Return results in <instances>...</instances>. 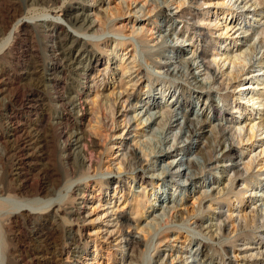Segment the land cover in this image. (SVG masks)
<instances>
[{"label":"rangeland","instance_id":"374dc122","mask_svg":"<svg viewBox=\"0 0 264 264\" xmlns=\"http://www.w3.org/2000/svg\"><path fill=\"white\" fill-rule=\"evenodd\" d=\"M16 1L23 5L16 21L23 19L28 26L20 30L10 54L0 59V126L5 128L0 140V187L29 191L32 184L39 186L40 198L59 201L62 209H37L29 218L11 221L0 211V264L4 244L13 264H264V129L253 136L250 132L254 123L264 121V0H247L250 6L243 8L234 7L236 0H187L184 4V0H58L56 5L44 0ZM3 2L7 0H0V12ZM99 4L102 12L97 11ZM158 7L171 17L158 14ZM67 8L71 17H77L74 22L64 13ZM222 8L235 11L234 22H224ZM182 10L186 11L183 19L176 16ZM207 16L215 20L211 22L215 26L199 21ZM112 17L116 30L109 21ZM225 24L234 27H227L226 34ZM55 25L57 32L63 27L76 41L69 67H60L54 74L56 62L51 61L47 40L38 31H50ZM100 26L104 35L99 34ZM85 27L89 28L83 32ZM115 31L125 35L119 37ZM219 37L225 41L215 46L222 50L239 46L235 52H242L245 70L225 74L231 70L222 64L224 75L217 72L214 83L196 57L205 53L211 60L212 53L221 54L210 46ZM105 39L109 41L100 44L101 52L91 46ZM234 39L239 40L234 43ZM119 41L125 43L119 46ZM86 48L94 49V54L85 53ZM133 49L140 68L129 64ZM105 51L108 56L102 54ZM220 54L215 59L218 63L223 59ZM121 59L125 65L120 68L116 65ZM154 62H167L168 67ZM229 77L234 84L227 87ZM53 78L60 81L56 88L51 87ZM37 80L42 81L40 85ZM122 81L130 84L124 88L134 97L115 118L129 119V123L114 128L104 139L93 116L99 107L96 95L104 93L113 100L112 87ZM245 82L251 89L238 94ZM36 85L46 92L27 104L29 88ZM60 95L72 98L74 105L64 109L54 99ZM245 96H253L258 104ZM80 99L85 104L87 100L85 115ZM153 102L158 106L150 108L152 114L164 113L162 120L157 119L160 124L146 120L147 105ZM237 104L245 108L237 111ZM184 114L203 121L202 134L188 146L185 128L161 124L172 115L182 118ZM63 118L76 125L68 130L59 126ZM237 122L244 129L241 141L230 137ZM223 126L226 131L220 132ZM65 130L75 137L86 131L99 142L100 149L93 153L98 169L91 171L94 178L89 183L82 180L84 172L72 175V159L61 151L65 143L59 134ZM72 143L70 152L79 154L83 144ZM132 147L145 169L126 167L117 174L121 155ZM161 151L163 155L155 160ZM187 160L194 161L188 169L192 180L178 173L185 171ZM170 163L173 168L163 171ZM69 182H74L75 197L67 203ZM7 195L2 198L7 200ZM31 195H26V204L34 199ZM80 232L84 234L79 236ZM120 235L125 238L122 245ZM134 237L140 243L127 246L126 240Z\"/></svg>","mask_w":264,"mask_h":264},{"label":"bare ground","instance_id":"6f19581e","mask_svg":"<svg viewBox=\"0 0 264 264\" xmlns=\"http://www.w3.org/2000/svg\"><path fill=\"white\" fill-rule=\"evenodd\" d=\"M44 1H45V3L46 2L47 3H53V4L56 5V3H57L58 0H44ZM186 1L187 0H184L182 3L184 4ZM202 1H204V0H202ZM242 1H243V3L241 5H239ZM242 1L241 0H236L235 1L236 3L234 2L235 3V6L234 7H236V8H243L245 5L250 6L249 4H247V2H248L247 0H242ZM204 3H207V2L204 1ZM2 9L3 10H1V12H0V13H2V16H1V19L2 20L0 21V52L5 51V49H7L8 51H6L3 55H1V57H0L1 60L2 59H5L6 56L9 55L10 52L12 51V47L14 46V44L17 41L16 39L18 37H20L19 36L20 30L22 28H26L28 26V23L27 22L24 23L23 19H20V20H17L16 21L17 18H20L19 15H21V12L23 10V5L17 3L16 0H7V2L4 3ZM157 9H158V14L164 13L166 15V17L167 16L171 17L170 16V13L167 12V10L164 7L163 8L162 7H158ZM103 10H101V5L99 4L97 6V11L98 12H100V11L102 12ZM69 11H70V9L67 8L66 10H64V13L67 14L68 16L70 15V17H69L70 22H74L75 20H77V17H73V16L71 17V14H70ZM141 11H143V10L141 9ZM253 11L254 12H258L257 10H253ZM234 12H235L234 10L222 8V11L220 12V14H222L223 16L225 15L224 16V22L226 20H228L227 23H230L231 21L234 22L235 19H236L235 18V14L236 13L234 14ZM185 14H186V11H183L182 10L180 13H177L176 16H178L179 18L183 19V18H185ZM115 19L116 18H113V17L110 18V20L108 19L109 21L113 22V25H112L113 28L115 26V24H114V20ZM199 21L200 22H203V21L208 22V23H206L207 24V27H212V26H215L216 25L215 23L214 24L211 23V22H214L215 20L212 21L211 19H209L208 16L205 17V18H203V19H201V20H199ZM101 24H103V23H101ZM200 26H202V28H203V25L200 24ZM100 27L101 28L98 29V31H100L99 34L100 35H104L105 33H103V31H104L103 30V27L102 26H100ZM227 27H228L227 24H225V32H224V34H226L227 31H229L230 29L234 28L233 25L232 26L229 25V27H231V28L229 30H227ZM53 28L54 29H52L50 31H45V32L38 31V32L41 34V36H44L46 38L47 45L45 47H46V49H49L50 52H51V54H52L51 55V57H52L51 61L53 60V61L56 62L55 63V67L52 70L53 73L55 74L56 71L58 70V68L62 67V68L65 69V68L69 67L68 66L69 63H67V62L70 61V55H71V52H72L71 51V48H72V45L74 44V42L76 41V39L74 38L73 35H71L69 32H67L63 27H62V31L61 32H57L56 31V29L59 28L58 26L55 25V27L53 26ZM87 28H89V27L83 28L82 29L83 32H86L85 30ZM114 30H116V29L114 28ZM115 35L121 37V36H124L125 34L122 35V34H119L117 31H115ZM236 40H239V39H234V43L236 42ZM108 41H109L108 39H105L103 41L100 40V41L95 42V43L93 42L91 44V46H93V48H97V51L98 52H101L100 44L102 43L103 45H105ZM224 41H225V39H221L219 37L217 41H214L213 42L214 43L213 45H210L214 49H217V51H221V54L219 52L212 53L213 54L212 55V58L213 59H211V60L210 59H207V56H206L205 53H203L202 55H199L198 57H196V58H199L200 59V62L204 64L203 71H205V75H207V77H210L213 80L214 83H216L217 82L216 79H218L217 78V72L221 73L220 75L223 74V72H221V71H222V68H223L224 65L227 66V64H228V68H230V70H231L228 73H225L224 72L225 74H229V73L231 74V73H235V72H237L239 74V73H241V72H243L245 70V66L242 64V61L245 59L241 55L242 52H240L238 54L235 52L236 50H238V47L239 46L238 45H235V44H233V45H235L233 47H230V46L229 47H224L223 46L225 49L222 50V47H219V46H221V43H223ZM124 43L125 42L119 41L117 43V45L120 46V45H123ZM215 44H218L219 46H215ZM133 51H134V49L131 51V55L129 57V58H131V62L129 64H133L134 67L140 68L141 65L139 64V61H138V58H137V55H136V50L134 51V53H133ZM84 52L87 53L88 55H93L94 54V49H88V48H86ZM112 52L114 54L113 56H116L117 55V51H115L114 49H112ZM208 52H210V51H208ZM102 54H106V51L105 52H102ZM127 54H129V53H127ZM219 54L221 55V57L223 56V59L221 60V63H218V61L215 60L216 58L218 59V57H216V56L219 55ZM219 59H221V58H219ZM97 62H99V60H97ZM124 62L125 61L123 59H121L120 65H116V66H118L120 68L123 67L125 65ZM244 62H245V60H244ZM154 63H157L162 68L163 67H168V65L166 64L167 62L166 63L165 62L164 63L154 62ZM185 63H187L188 66L191 67V63L190 62H185ZM262 63H263V61H262ZM222 64H223V66H222ZM214 65L217 66L216 69L214 68ZM236 65H238L240 67H238ZM242 68H243V70L242 71H239ZM128 69H129V66L126 65V67L124 68L125 73L129 72ZM190 74L192 75L193 79H196V81L198 80V77L195 75V73L193 71H191ZM64 75H66V73ZM238 78H239V76H236V77H234L233 80L236 81V79H238ZM58 80H59V78L58 79L57 78H53V80H52L53 84H52V86L51 85L50 86L51 87L55 86V88H56L57 87L56 84H58V82H60ZM244 80H246V78ZM227 81H228L226 83V86L227 87L228 86H232L234 84L232 82V80H231L230 77L227 79ZM41 82L42 81L40 80L37 83L40 85ZM248 83L249 82H245L243 84L242 83L240 84L241 90H239L238 94H240L241 91H245L248 88L251 89V85H247ZM135 84H136V82L133 85H135ZM122 85H123V87H121ZM125 85H130V84L129 83H125ZM125 85L123 84V81H122L120 84L117 85V87H119L120 90H117V89L115 90V88H117L116 87V84L114 85V87H112L114 89H113V91H112L111 94H113L115 96L113 98V100H111V98L109 96H107V94H106V96H104V93H100L99 92L96 95L98 97V99H99V105H98L99 107H98L97 114L95 112V113H93V116L95 117V120H96L97 124L100 126L99 129H98V131L105 133L104 139H106V137L109 135V133H111V131L114 128L120 126L121 124H123V125L127 124V126H128L129 119H125L124 121L119 122L115 118V114L116 113H119L120 115H122V113H123L122 111L125 110L124 104L125 103L128 104L129 103V100L134 97L133 96V93H129L128 92V90L126 88L127 86L124 88ZM63 87H65V86H63ZM200 88L201 89H204V85L203 86L201 85ZM29 89L31 90L29 92V95H27V96L25 95L26 96L25 99L27 100V104L32 103V100L33 99L35 100V97L36 96H38V95L40 96L44 92V91L42 92L38 86H37L36 89H32V87H30ZM48 89H49L48 91H50V88L49 87H48ZM219 90H221V88ZM45 92H44V94H45ZM249 92H251V91H249ZM101 97H103V98L100 99ZM49 98H51V96ZM54 99H56L55 102H58L59 104H61L63 106V108L64 107L66 108V107H68L70 105L71 106L74 105V102L72 101V98H69V97L67 98L66 95H60V96L55 97ZM244 99H246V96H245ZM23 100H24V98H23ZM246 100H251L252 101L253 100V96L247 98ZM79 101H80V104H81V106H79L80 107V110L83 111V113L85 115V112L87 113V111H88L85 108V106L87 104V100H86V104L84 102H82V99H80ZM177 103L180 105L182 102H179L178 101ZM255 103L258 104V102H255L253 100V105ZM88 106H89V104H88ZM157 106H158V103H155V102L150 103V104L147 105V110H146V113L145 114H148L146 120H148L149 122L151 121L150 124L156 123V121H157V124L158 123L160 124V121H158L159 120L158 118L160 117L161 120L164 118V116H163L164 113H162V111H160L161 113H160V116L159 117H156V115L154 116V114H152V111L150 110V108H155ZM95 107L97 108V106H95ZM118 107H120V108H118ZM234 108L237 111H240L241 112L243 110V108H245V107L243 106V104L242 105L237 104V105H235ZM255 109H257V113L260 111L259 108H255ZM90 110H91V107H90ZM181 120L185 122L184 126H183V122L181 123ZM110 123H111V125H110ZM165 123H166V125L169 124V126L172 123H174V125H178L179 126L180 130H182L183 128H185L189 132V135L186 138V140L188 141V142L186 141L187 142L186 143L187 146L189 145V143H191V142H193V140H195L194 138H197L196 136H199V135L202 134L201 124L203 123V121L202 120H198L197 118H190V117H188L185 114H184V116L182 118H179L178 115H172L169 118H167L164 123L161 122L162 126H165L164 125ZM73 124H74V122H71L69 119H65V118H63V120H60L58 122V125L59 126H66V129L67 130H68V128H71V126H73ZM75 125L76 124H74V126ZM233 125L235 127L232 128V130L233 129H235V130L231 133L230 137H231L232 140L234 138H237L239 141H241L242 140V132L244 131L243 126L240 123H238V122L235 123V124H233ZM3 128H2V126H0V140L3 138L2 137ZM261 129H264V121L263 120H261V122H259V123H254L252 125V127L250 129V132L252 134L251 136H253L256 131H259V130L261 131ZM224 131H226L225 126H223V128L220 129V132H224ZM35 132H37V131H35ZM38 132H39V130H38ZM45 133H43V134H45ZM59 135H60V138H63V142L65 143V147L63 149H61V151L63 153H65V154H67L68 160L70 158V159H72V162H73L71 164V168H70L71 169V172H72V175L75 176L79 172H82V173L84 172V175H83L82 180L83 181H86V183H89L87 180L89 178H94L93 177L94 175H92L93 172L91 173V171L93 169L96 171V168H97V166H96V160L93 157V155H94L93 153H95V151H97V150L100 149L99 142H97L95 139H92V135L90 133H87L86 131H85V133H83L82 136H76V137L74 136V134L72 135L71 132L69 133L66 130L63 133L59 134ZM35 138H36V136H35ZM72 142H76V143H79V144H83V149L81 150V152L79 154H75L74 153L75 154L74 155L73 153L70 152L71 145L73 144ZM43 143H44V141L42 142V144ZM45 143L47 145L48 142H45ZM222 143L223 142L220 140L218 142V145H220V147H222V145H223ZM48 144H50V143H48ZM136 151H137L136 148H133L132 147V148H129L126 153H123V155H121L122 156V159H120L121 162H120L119 167L117 169V172H116L117 174H120V172L122 173V169L121 168H125V169L129 168V169H131L133 171H134V169H137L138 167L141 170L142 169H145L146 166L142 163L143 160L138 157ZM189 151H190V148H187V151L186 152H189ZM163 153L164 152L161 151V152H159V154L155 155L154 156L155 160L157 158H159L161 155H163ZM4 156L5 155H3V157ZM95 156H96V154H95ZM211 160H212V155H211V153H209V154L206 155L205 161H206V163L209 164L211 162ZM193 162L191 160L190 161L187 160V167L185 168V171L184 172H180L178 170L179 172L178 171L177 172L178 173H184L186 179L192 180L193 179L192 175H188V169H190V167L193 166ZM171 165L172 164L170 163L169 166H167L166 168L164 167L163 168V171L171 170L173 168V166H171ZM67 174H69V172ZM73 183L71 182L70 185H67L66 186V192L65 193H67V197L65 198V201L67 203L70 202V200L73 201V199L75 197L74 194H73V192L75 190V188H74L75 186H74ZM35 186H33V184H32L31 189L29 191L25 190L26 188L24 189V188H20V187L12 188V190L9 191L10 189L9 190H5L4 187H0V195H1V197H0V211H2L3 212V215L6 216V220L7 221H11L13 218H19V217H27V218H29L30 216H32L34 214H37V212H36L37 209L44 210L45 211V210L51 209V207H54V206H58L59 207V210L62 209V205L59 203V201H55L54 199H51V200H43L42 198H40V196H41V194H42L43 191L41 190V187H39V186L35 187ZM31 192H33V195H31V196L34 199H31L32 201L29 204H26L25 201H29V200H27V197H29V196H26V195H28ZM6 194H8L7 195V200H4L2 198V195H6ZM65 196H66V194L64 196H62L61 199H63ZM82 234H84V233H82V232H80V234L78 233L79 236H82ZM123 236L124 235H122L120 237V238H122L120 240V244L121 245L124 243V240H125V238ZM138 239L135 238V237L134 238H131V239L129 238V240L127 239L126 240V243H128L127 246L130 245V244H132V243L133 244H139L140 242H138ZM4 245H1L2 246L1 247V257H3L2 260H1V264H13V261L10 258V249H9V247H6ZM135 246H137V245H135Z\"/></svg>","mask_w":264,"mask_h":264}]
</instances>
